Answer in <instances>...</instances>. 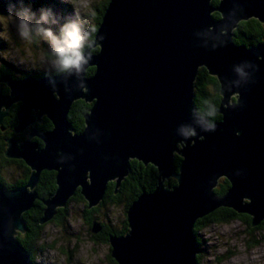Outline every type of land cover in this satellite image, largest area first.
<instances>
[{
  "label": "water",
  "instance_id": "water-1",
  "mask_svg": "<svg viewBox=\"0 0 264 264\" xmlns=\"http://www.w3.org/2000/svg\"><path fill=\"white\" fill-rule=\"evenodd\" d=\"M250 19L264 24V0H110L95 36L99 50L79 74L0 79L9 87L8 94L0 88V127L20 103L5 157L32 171L17 189L0 183V264H33L17 235L25 232L23 214L38 199L43 171L56 173L57 188L43 201L40 225L53 221L78 190L89 209L98 207L108 184L119 188L133 160L157 169L154 191L142 193L127 210L128 232L109 238L116 264H199L195 225L220 208L260 226L264 41L234 42L238 25ZM245 64L248 78L242 81L234 68ZM91 67L95 72L87 76ZM202 67L220 84L221 120L213 131L203 130L209 121L194 105ZM78 100L91 104L80 133L68 120ZM44 116L51 130L34 128ZM28 127V138L18 141L15 135ZM188 128L195 134L184 137ZM170 179L174 186L166 184ZM221 179L229 188L218 195ZM91 231L100 233L101 224Z\"/></svg>",
  "mask_w": 264,
  "mask_h": 264
},
{
  "label": "trees",
  "instance_id": "trees-1",
  "mask_svg": "<svg viewBox=\"0 0 264 264\" xmlns=\"http://www.w3.org/2000/svg\"><path fill=\"white\" fill-rule=\"evenodd\" d=\"M110 0L103 1L102 6L97 9V13L99 15L98 23L96 25V33L98 31L99 25L103 19L105 9ZM215 4H218V0H214ZM34 8V4H32ZM100 10V13H99ZM214 16L219 18V14L215 13ZM95 33V36H96ZM234 42L238 45H257L264 41V24L260 23L256 19H250L247 22H241L238 25V29H236ZM99 48H95L94 53H96ZM12 69V67L10 66ZM13 70V69H12ZM95 72V68L91 67L87 69V76L92 75ZM48 75H56L52 70L47 74H37L35 77H44ZM0 75V79H1ZM12 77V76H11ZM28 77H33L30 75H25L21 79H25ZM14 78V77H13ZM17 79V78H16ZM194 105L197 110V113L208 120L209 122H219L221 120V115H217V119L214 120L211 117H208L206 113L211 110V107H215L219 109L221 95H220V84L216 77L209 74L207 69L200 68L196 81L194 83ZM91 104L86 103L84 100H78L73 103L72 108L68 115V120L71 123L73 129L76 133H80L83 131L85 127V115L90 110ZM14 108V109H13ZM8 116L3 120V124L0 127V183H2L8 189H17L25 185L31 175V169L21 160H12L7 159L5 157V150L7 148V140L10 136L13 135L14 129L17 126V112L18 105L13 107ZM52 124L47 126L45 129H52ZM4 128V131H1ZM20 136V135H19ZM16 138V137H15ZM21 140H25L26 137L21 136ZM17 139V138H16ZM41 143V142H40ZM42 146V143H41ZM181 162V158L179 156H175V165L178 167ZM138 165V166H137ZM141 162H137L136 160L131 161V167L129 170L128 176L122 181L119 188H116L115 182H110L108 184L105 197L103 199V203L98 207L93 209L88 208V204L85 199L80 194L79 190L77 194L70 199V203L73 201H77L79 203H83V217L86 224L92 230L93 224L96 222V218L94 214L103 206H117L123 207L125 210V214L127 213L130 205L142 194V193H151L157 186V177L158 171L153 165H144ZM13 166H17L19 170V177L15 180H8L6 176L3 174V170L12 169ZM138 167V168H137ZM145 167V168H144ZM144 170V171H141ZM167 185L174 186L176 181L174 179H170L166 182ZM57 188L56 184V173L54 171H43L40 175L38 185L36 187V192L38 195V199L34 202V206L31 210L25 212L23 214L25 232L17 235L18 241L21 245L29 252L31 260L33 264H35V250L44 251L45 248H51V246H38L41 242V236L46 225H40L39 221L43 215V211L45 206L43 201L46 200L50 195H52ZM229 188V183L224 181L219 185L215 192L218 195H223ZM69 203V205H70ZM64 209H58V213L53 221L50 223H55L56 225H60L63 229H66L67 220H68V207ZM235 220H241L247 223L250 230H260L264 228V222L252 229L251 227V217L245 214H238L232 209L228 208H220L216 210L214 213L199 219L195 225L194 233L196 237L199 235V232L203 230V228H207L211 224L215 223H230ZM104 232L107 233L106 242L109 243V238L111 236L120 237L128 232L127 221L125 220L123 226L117 230L112 228L108 223H100ZM92 232V231H91ZM102 232V231H101ZM100 232V233H101ZM93 234V233H92ZM91 237L94 238V234ZM96 236V235H95ZM99 241V240H96ZM101 241V240H100ZM200 240L197 238V242L200 246ZM103 242V241H102ZM200 248V247H199ZM111 250V249H110ZM199 263V255L197 257ZM108 260L110 263L116 264V262L109 255Z\"/></svg>",
  "mask_w": 264,
  "mask_h": 264
},
{
  "label": "rangeland",
  "instance_id": "rangeland-1",
  "mask_svg": "<svg viewBox=\"0 0 264 264\" xmlns=\"http://www.w3.org/2000/svg\"><path fill=\"white\" fill-rule=\"evenodd\" d=\"M103 1L105 0H74L73 4H69L66 0H32V4H34V11L41 7L51 8L60 18V23L73 18V8L75 7L78 12L85 14L82 20L84 27H87L88 17L86 15L89 11L94 13L92 20L95 26L97 25L99 19L97 9L102 6ZM50 27L55 32L59 24ZM12 35L15 40L14 31ZM4 47L6 45L0 42V49ZM35 47L34 45L33 48L35 49ZM39 47L47 50V45L42 42ZM3 63L0 61V64ZM50 71L51 68L47 64L39 66L35 71L23 72L11 64L5 63L3 69L0 70V75L2 73L9 74L14 79H21L25 75L35 77L37 74L44 75ZM30 128H27L29 132ZM25 132L26 130L20 134H25ZM29 132H26L27 135ZM13 167L3 170V174L10 181L19 177L17 166ZM222 182L223 179L220 180L219 185ZM73 202L68 207L66 229L55 223H49L44 228L38 246L50 245L51 248L46 249L44 247V251L36 249L35 264H110L108 260L111 253L110 243L106 240L102 242L91 238L93 234L84 221L82 213L83 203ZM94 216L97 223H108L117 230L123 226L126 220L125 210L121 206H103ZM250 229L247 223L241 220L230 223H215L206 229L203 228L197 236L200 240L199 264H264V228L260 230Z\"/></svg>",
  "mask_w": 264,
  "mask_h": 264
},
{
  "label": "clouds",
  "instance_id": "clouds-1",
  "mask_svg": "<svg viewBox=\"0 0 264 264\" xmlns=\"http://www.w3.org/2000/svg\"><path fill=\"white\" fill-rule=\"evenodd\" d=\"M73 4L74 0H66ZM0 42L6 47L0 49V70L5 63L23 72L35 71L41 65L47 64L58 76L79 74L94 52L97 39L95 38L96 26L92 17L94 13L89 11L87 27H84L83 12L73 8V18L66 19L60 23V18L51 8L32 7V0H0ZM242 12V9H241ZM59 24L54 32L52 27ZM15 33V40L12 32ZM209 32L211 29L208 30ZM220 34H224L221 29ZM208 33H205L207 36ZM100 39H103L101 37ZM213 38L212 47L216 46ZM19 43H18V42ZM41 42L47 45V50L39 47ZM36 46L35 49L33 46ZM87 53V54H86ZM259 59V57H258ZM247 64L237 66L234 72L242 81H247L248 74L244 68ZM208 117L217 119V109L213 106L206 113ZM215 124L209 122L204 131H213ZM184 137L193 136L195 133L191 128L182 131Z\"/></svg>",
  "mask_w": 264,
  "mask_h": 264
},
{
  "label": "flooded vegetation",
  "instance_id": "flooded-vegetation-1",
  "mask_svg": "<svg viewBox=\"0 0 264 264\" xmlns=\"http://www.w3.org/2000/svg\"><path fill=\"white\" fill-rule=\"evenodd\" d=\"M99 13H100V10H99ZM235 39H237V38H235ZM6 78H12L11 77V75H9V74H3L2 73V76H1V79H6ZM14 79V78H13ZM17 80H20V79H17ZM0 88H1V90H2V92L4 93V94H8L9 93V87H8V85L6 84V83H4L3 81H0ZM18 105V107L20 106V104L18 103L17 104ZM16 105H14L13 107H15ZM33 116H34V118H36L37 117V113H34L33 114ZM5 119V118H4ZM3 124V123H2ZM52 123H51V121L48 119V118H46V116H44V117H41L40 118V120L38 121L37 120V122L35 123V125H34V128H36V129H38V130H42V131H48V130H46V129H44V128H46L47 126H49V125H51ZM4 129V128H3ZM31 129V128H30ZM5 130V129H4ZM4 130H1V131H4ZM51 130V129H50ZM26 132L28 133L29 131H28V129H26ZM25 132V134L23 133L22 135L21 134H19V135H15V137L17 138V140L18 141H24V140H21V136H23V137H26V139L28 138V135H27V133ZM25 139V140H26ZM33 140H36L40 145H41V140H39L38 138H34ZM41 142V143H40ZM42 146H43V143H42ZM177 156V155H176ZM180 158V157H179ZM224 181H227L226 179H223V182ZM228 182V181H227ZM99 211V210H98ZM97 211V212H98ZM97 212L95 213V214H97ZM248 216V215H247ZM91 237H93V236H91ZM106 238H107V233L106 232H104L103 231V229H102V232L101 233H98V234H96V236L94 235V240H101V241H105L106 240ZM110 264H113L112 262L110 263Z\"/></svg>",
  "mask_w": 264,
  "mask_h": 264
},
{
  "label": "bare ground",
  "instance_id": "bare-ground-1",
  "mask_svg": "<svg viewBox=\"0 0 264 264\" xmlns=\"http://www.w3.org/2000/svg\"><path fill=\"white\" fill-rule=\"evenodd\" d=\"M17 80V79H16ZM20 80H22V79H20ZM196 81V80H195ZM20 104V103H19ZM22 162V161H21ZM138 162V161H137ZM138 166V165H137ZM142 166H144V165H142ZM138 168V167H137ZM145 168V167H144ZM141 171H144V170H141ZM158 184V183H157ZM74 203V202H73ZM103 203V202H102ZM238 215V214H237ZM249 217V216H248Z\"/></svg>",
  "mask_w": 264,
  "mask_h": 264
}]
</instances>
